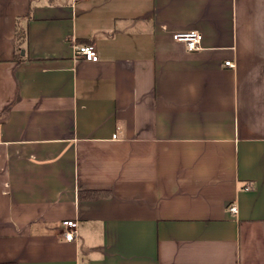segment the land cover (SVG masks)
I'll return each mask as SVG.
<instances>
[{
    "label": "crops",
    "instance_id": "0c3cea01",
    "mask_svg": "<svg viewBox=\"0 0 264 264\" xmlns=\"http://www.w3.org/2000/svg\"><path fill=\"white\" fill-rule=\"evenodd\" d=\"M0 264H264V0H0Z\"/></svg>",
    "mask_w": 264,
    "mask_h": 264
},
{
    "label": "built area",
    "instance_id": "2783aa9c",
    "mask_svg": "<svg viewBox=\"0 0 264 264\" xmlns=\"http://www.w3.org/2000/svg\"><path fill=\"white\" fill-rule=\"evenodd\" d=\"M173 39L177 42L184 43L189 51H196L201 48L203 41V36L201 33L196 31L190 32H179L173 35ZM74 57L77 59H82L89 62H98L99 55L94 45L83 44L73 46ZM226 65H230V62H226ZM117 135H113L116 138ZM247 186L246 189H250ZM230 211L233 213L237 212V207L232 206ZM62 227L64 228V238L66 241H74L76 238L78 223L74 220H66L62 222Z\"/></svg>",
    "mask_w": 264,
    "mask_h": 264
},
{
    "label": "trees",
    "instance_id": "16d2710c",
    "mask_svg": "<svg viewBox=\"0 0 264 264\" xmlns=\"http://www.w3.org/2000/svg\"><path fill=\"white\" fill-rule=\"evenodd\" d=\"M16 39H17V48L15 51L14 59L17 63L21 62L25 56V48L27 44V28L21 26L20 20L18 21L17 31H16ZM108 192L104 191H87L80 192L79 197L84 199H99L101 197H106Z\"/></svg>",
    "mask_w": 264,
    "mask_h": 264
}]
</instances>
